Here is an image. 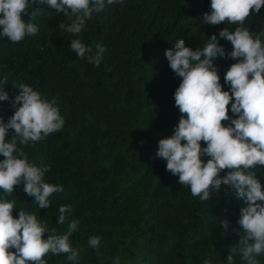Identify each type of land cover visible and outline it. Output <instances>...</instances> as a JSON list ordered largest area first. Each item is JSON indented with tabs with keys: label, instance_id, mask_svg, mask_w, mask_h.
I'll return each mask as SVG.
<instances>
[{
	"label": "trees",
	"instance_id": "1",
	"mask_svg": "<svg viewBox=\"0 0 264 264\" xmlns=\"http://www.w3.org/2000/svg\"><path fill=\"white\" fill-rule=\"evenodd\" d=\"M210 4L124 0L94 13L79 37L59 28L69 22L63 13L32 5L29 12L37 15L24 19L39 26L37 34L19 43L0 36V79L7 77L10 100L19 94L14 84H27L55 100L65 121L61 131L21 146L30 163L51 165L45 182L64 191L52 194L51 206L40 210L23 185L16 186L8 197L15 201L13 216L18 218L21 209L35 213L63 234L68 222L57 223L58 208L71 205L69 219L80 221L70 237L73 247L83 248L79 264H114L116 256L120 264H203L206 258L227 264L230 248L238 245L237 221L244 202L234 190L222 185L210 201L202 202L156 155L158 141L173 134L181 116L174 100L181 78L170 68L166 50L178 39L195 50L213 34L226 53L232 50L219 31H234L238 25L204 23ZM244 26L256 33L264 30V7L253 11ZM74 38L94 51L97 44L105 48L98 67L70 50ZM235 62L223 57L214 61L225 91L229 86L224 76ZM14 111L9 101H0L5 122ZM256 171L264 185V166ZM225 219L230 224L228 235L222 236L220 222ZM92 236L101 237L98 250L88 246ZM44 258L47 264H72L66 254ZM257 259L264 264V255ZM234 264H245L239 253Z\"/></svg>",
	"mask_w": 264,
	"mask_h": 264
},
{
	"label": "clouds",
	"instance_id": "2",
	"mask_svg": "<svg viewBox=\"0 0 264 264\" xmlns=\"http://www.w3.org/2000/svg\"><path fill=\"white\" fill-rule=\"evenodd\" d=\"M124 0H0V36L19 43L38 33L39 26L24 17L32 5L47 6L57 14L63 13L68 23L59 28L79 37L86 22L107 6L123 4ZM264 0H211L210 13L203 15L204 23L238 25L235 30L224 28L219 37L232 45L230 52L219 43L216 34L203 46L193 50L183 39L165 52L173 72L181 78L174 92L175 106L181 113L170 137L158 141L157 157L166 161V170L178 176V182L190 188L193 197L210 201L221 186H230L237 199L243 200L237 223L239 243L230 248L227 264H234L239 253L245 264H260L264 255V185L256 169L264 166V30L259 33L245 27L253 11L259 13ZM70 50L77 58L87 59L99 66L105 48L97 44L95 51L80 38H74ZM231 58L236 62L226 71L223 90L214 61ZM7 77L0 79V101H9L15 109L7 122L0 117V264H47L45 256L66 254L72 264H79L82 247H73L70 237L77 232L80 221L69 219L71 205H60L57 223L67 229L59 234L55 228L35 213L19 210L14 218L15 201L8 197L16 186L33 198L39 209L51 206L50 197L64 191L63 186L45 182L51 165L37 166L28 161L21 146L46 139L59 132L64 118L55 100H48L33 87L20 83L19 94L10 100L5 91ZM229 105L232 116L229 115ZM229 122L225 125L223 122ZM9 130H14L10 135ZM10 137V138H9ZM203 142L206 147H202ZM202 157H208L207 160ZM226 175L221 176V172ZM222 236L228 235L230 222H220ZM47 233V238L45 237ZM101 237L92 236L88 246L99 249ZM14 249V251H12ZM114 264H120L116 256ZM203 264H212L206 258Z\"/></svg>",
	"mask_w": 264,
	"mask_h": 264
}]
</instances>
